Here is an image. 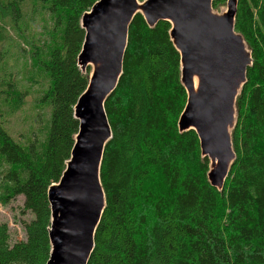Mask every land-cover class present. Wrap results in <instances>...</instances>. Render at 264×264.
<instances>
[{"label": "trees", "instance_id": "1", "mask_svg": "<svg viewBox=\"0 0 264 264\" xmlns=\"http://www.w3.org/2000/svg\"><path fill=\"white\" fill-rule=\"evenodd\" d=\"M98 0H0V206L22 198L24 240L0 221V264H47V190L78 132L74 106L89 66L80 19ZM143 2L144 0H137ZM234 32L251 65L235 100L234 160L221 189L194 130L179 131L187 93L180 56L159 21L136 14L122 71L104 102L111 138L99 170L105 206L87 264H264V0H236ZM227 0H212V10ZM23 129L14 121L31 99Z\"/></svg>", "mask_w": 264, "mask_h": 264}, {"label": "water", "instance_id": "2", "mask_svg": "<svg viewBox=\"0 0 264 264\" xmlns=\"http://www.w3.org/2000/svg\"><path fill=\"white\" fill-rule=\"evenodd\" d=\"M236 4L227 0L225 13L218 16L212 13V0H98L82 15L85 36L77 61L81 70L93 68L74 106L78 132L70 158L59 181L47 190V264H87L93 250L105 206L99 170L111 138L104 102L121 75L128 27L136 14L150 27L159 21L171 25L169 35L180 56V79L187 93L178 129L195 131L209 162L208 181L221 189L234 160L235 100L251 65L250 53L233 29Z\"/></svg>", "mask_w": 264, "mask_h": 264}, {"label": "rangeland", "instance_id": "3", "mask_svg": "<svg viewBox=\"0 0 264 264\" xmlns=\"http://www.w3.org/2000/svg\"><path fill=\"white\" fill-rule=\"evenodd\" d=\"M225 11H226V4L218 7L217 10H212V13L215 15L221 16L225 13ZM92 68H90L91 71H92ZM194 82H196V78L194 79ZM31 103H32V98L26 99V104L23 108V111L20 112V114L14 121L15 126H14L13 131H19L23 129L27 125L25 123L30 121L31 115L34 114V110L33 111L30 110ZM21 207H22L21 197H17L15 200L11 201L7 206H4V207L0 206V221L6 222L10 229L11 249L17 247L18 243L24 240V233L22 231L19 221L21 219L28 220L30 218L28 214H25L22 216L19 214ZM17 264H29V261L28 259L20 256V259L18 260Z\"/></svg>", "mask_w": 264, "mask_h": 264}, {"label": "bare ground", "instance_id": "4", "mask_svg": "<svg viewBox=\"0 0 264 264\" xmlns=\"http://www.w3.org/2000/svg\"><path fill=\"white\" fill-rule=\"evenodd\" d=\"M89 68H92V67H89ZM90 71H91V69H90ZM210 165H211V163H210Z\"/></svg>", "mask_w": 264, "mask_h": 264}]
</instances>
